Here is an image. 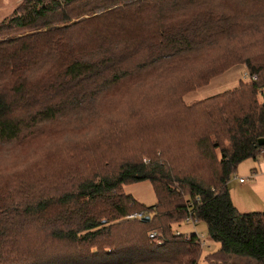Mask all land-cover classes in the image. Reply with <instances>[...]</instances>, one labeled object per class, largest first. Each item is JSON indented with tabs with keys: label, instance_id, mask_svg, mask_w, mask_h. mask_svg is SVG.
Here are the masks:
<instances>
[{
	"label": "trees",
	"instance_id": "16d2710c",
	"mask_svg": "<svg viewBox=\"0 0 264 264\" xmlns=\"http://www.w3.org/2000/svg\"><path fill=\"white\" fill-rule=\"evenodd\" d=\"M238 63L256 78L185 101ZM133 122L140 150L119 137ZM53 127L70 134L50 143ZM260 137L264 0H21L0 20V144L26 148L11 171L0 163V264H197L201 237L174 226L185 219L218 243L208 264H264V209L240 211L228 188ZM180 142L196 167H173ZM53 161L66 167L48 179ZM142 179L150 205L123 189Z\"/></svg>",
	"mask_w": 264,
	"mask_h": 264
},
{
	"label": "rangeland",
	"instance_id": "374dc122",
	"mask_svg": "<svg viewBox=\"0 0 264 264\" xmlns=\"http://www.w3.org/2000/svg\"><path fill=\"white\" fill-rule=\"evenodd\" d=\"M21 0H0V20L3 19L5 16H8L13 9L20 3ZM240 64V63H238ZM230 68V67H229ZM228 69V68H227ZM227 69L223 70L222 72H219L217 74H215L214 76L210 77L209 81L212 82V84L216 83V81L218 79H221V77L224 76H220L221 74H223ZM236 69V68H234ZM244 70L241 71V75L242 72ZM238 75L240 76V73H238ZM241 77V76H240ZM242 78V77H241ZM208 81V82H209ZM207 82V83H208ZM235 83L233 84H223L221 85V89H214L215 91L213 92H217L219 90H222L224 88H228L233 86ZM227 86V87H224ZM161 86L159 84V81H154L153 83H151V85H143L141 88L139 89H133L131 90V94H134L133 97L137 94L138 91L140 90H147L150 91L151 93L153 92H157L158 90H160ZM198 90L195 91H189L188 93L185 94V101L186 102H190V98H192L194 95H196L198 92H196ZM200 91V90H199ZM130 92L126 93L129 94ZM139 94H143V93H138ZM207 94H212L211 93H207ZM198 95V94H197ZM137 96V95H136ZM155 97V95H154ZM199 99V98H198ZM105 108L107 110H109L110 112H117V102L114 99L113 103L108 104L105 106ZM119 122H115L113 124L109 125L115 127ZM133 125H135L132 130L130 129L126 134H123L122 136V141L121 144L125 147H129L131 149H138L140 150L141 147V143H142V139L139 138L136 135V129L138 127V123L133 122ZM61 131V132H60ZM58 131L55 127L52 128V138L51 140H49L48 142L50 143H54V142H58L61 138L68 136L70 133L66 130H60ZM130 132V133H129ZM161 138L167 142H170L168 135L161 133ZM177 139L180 138L181 135H177V134H173ZM149 136V137H148ZM118 137V138H119ZM156 134H150V135H146L144 136V139L150 143L153 142V140L156 138ZM119 140V139H118ZM43 142L42 140H39V143ZM47 143L44 144V146ZM118 145H120L119 141L117 143ZM180 144H182V142L176 144V145H172V151L171 152H175L177 154V156L175 157V165L173 164V167L175 168V170H181L182 167H196L197 163H198V159H197V154L195 152V146L191 143L190 145H187V143H184L183 145L179 146ZM0 146L2 147L3 150L0 151V163L2 164H6L7 168L11 171L12 169V165H14L16 167V165H20V164H15L16 160H19L20 158L18 157L20 154L25 152V149H20L17 146H11L9 143H3L2 145L0 144ZM8 146V147H6ZM43 146V147H44ZM57 146L55 144H52L50 148H48L47 150L44 149V151L42 152V155L45 156L44 159H46L47 161L50 159V153L53 152V150L56 148ZM41 149V148H38ZM31 149H29L28 151H30ZM156 150H160L159 148H156ZM181 151V152H180ZM202 156V155H201ZM146 155L143 156V159H146ZM45 161V162H47ZM66 162H60L58 165L53 161L50 162L49 165H47V163H43L44 168H43V173L45 175H49L52 173H55L57 167L65 168L66 167ZM48 169V170H47ZM201 170H205L204 167L198 168V169H194V171L198 174ZM7 171V170H6ZM206 172V171H205ZM178 173V172H177ZM50 179L51 176H48ZM233 178V176L230 178V180ZM123 189L125 192L130 193L133 197H135L139 202L144 203L145 205H150L152 203H154L157 199L155 190L153 188V185L151 183V181L149 179H142V180H137V181H131V182H127L123 184ZM174 226L176 227V229H178V231L183 232V233H192L195 232L196 234L199 235V237H201L203 243H202V256L199 259V263L202 262V257L203 255H205V253H207L209 250L208 247H210V241H213L209 238L208 236V232H207V225L204 221L199 220V221H195L193 219H185V220H181L178 223H175ZM213 247V244L211 243V248ZM244 261L241 260L240 264H243Z\"/></svg>",
	"mask_w": 264,
	"mask_h": 264
},
{
	"label": "crops",
	"instance_id": "0c3cea01",
	"mask_svg": "<svg viewBox=\"0 0 264 264\" xmlns=\"http://www.w3.org/2000/svg\"><path fill=\"white\" fill-rule=\"evenodd\" d=\"M245 68L246 66L243 63L231 66L220 75L224 77L218 79L216 83L212 84V82L209 81L208 83L196 88L195 90H198L196 91L198 92V95H194L190 98V100L194 101L198 98H203L236 86L240 80L241 71ZM238 73H240V76ZM226 83L235 84L231 87L213 92L215 91L214 89H221V85ZM211 92L212 94H207ZM232 176L233 178L228 182V188L232 202L237 209L240 211L264 209V150H262L257 157H247L241 160ZM239 177H245V180L239 181ZM210 242L213 244V247L211 248L210 243V247H208L209 249L213 250L218 247V243L216 241ZM197 264H208V262L205 257H202V262H197Z\"/></svg>",
	"mask_w": 264,
	"mask_h": 264
},
{
	"label": "built area",
	"instance_id": "2783aa9c",
	"mask_svg": "<svg viewBox=\"0 0 264 264\" xmlns=\"http://www.w3.org/2000/svg\"><path fill=\"white\" fill-rule=\"evenodd\" d=\"M242 78L244 79H254L256 78V75L255 74H250L247 69L245 68L244 71L242 72V75H241ZM245 180V177H239V181H244ZM143 214V211H136V212H133L131 213L130 215L133 216V215H137V216H141ZM156 234V231H150L149 232V236L150 237H154Z\"/></svg>",
	"mask_w": 264,
	"mask_h": 264
},
{
	"label": "water",
	"instance_id": "95a60500",
	"mask_svg": "<svg viewBox=\"0 0 264 264\" xmlns=\"http://www.w3.org/2000/svg\"><path fill=\"white\" fill-rule=\"evenodd\" d=\"M258 142H259V143L264 142V138H263V137H260L259 140H258ZM142 218L145 219V220H148V219L150 218V216H149V215H145V216H143Z\"/></svg>",
	"mask_w": 264,
	"mask_h": 264
}]
</instances>
